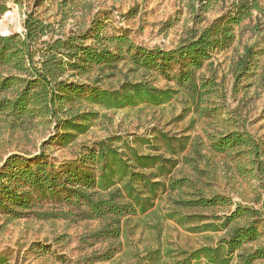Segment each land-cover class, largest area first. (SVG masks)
Here are the masks:
<instances>
[{
    "label": "trees",
    "instance_id": "1",
    "mask_svg": "<svg viewBox=\"0 0 264 264\" xmlns=\"http://www.w3.org/2000/svg\"><path fill=\"white\" fill-rule=\"evenodd\" d=\"M50 0H30L31 10L23 22L24 33L0 36V116L11 131L51 128L49 140L67 147L86 134L99 119V111L158 108L180 93L201 105L217 90L212 79L200 76L212 55L228 49L235 39L234 28L254 13L264 16L257 0H232L227 11L202 29H189L171 50L135 45L126 34L108 35L93 21L85 30L57 33L53 24L40 20L34 9ZM63 7L79 0H61ZM22 8L25 0H0V17L7 4ZM218 0H184L193 26L205 20ZM6 13L5 15H7ZM18 27V26H17ZM19 28V27H18ZM2 33V32H1ZM257 53L253 47L235 66V79L249 70ZM123 74L115 86L112 79ZM157 77L173 82L175 88H159ZM108 81L109 87H104ZM119 138L83 146L75 158L56 162L43 153L10 155L0 166V214L9 220L30 215L38 205L75 208L85 218L100 222L91 236L95 241L118 240L124 222L143 216L166 190L178 211L166 219L179 225L194 223L197 232H223L214 246L182 253V260L163 264H260L264 261V211L237 205L219 224H201L202 219L183 222L180 210H209L231 205L224 196L202 193L183 197L192 183L187 178L165 183L176 160L158 154H139ZM214 155L236 161L239 175L264 182V141L247 132L230 131L208 140ZM145 144L143 140H136ZM170 149L173 144L164 142ZM184 151L185 144H182ZM154 151H157L155 149ZM180 151V152H181ZM174 155V154H173ZM151 264H161L159 252ZM109 260L110 258H105ZM0 264H6L0 257Z\"/></svg>",
    "mask_w": 264,
    "mask_h": 264
},
{
    "label": "rangeland",
    "instance_id": "2",
    "mask_svg": "<svg viewBox=\"0 0 264 264\" xmlns=\"http://www.w3.org/2000/svg\"><path fill=\"white\" fill-rule=\"evenodd\" d=\"M231 1L218 0L197 26H193L184 0H79L67 7H63L61 0H50L34 11L40 20L53 24L57 33L82 31L97 21L108 35L126 34L137 46L171 50L189 29L198 31L224 14ZM257 1L264 10V0ZM31 6L30 0H25L22 8L8 3V14L0 17V32L8 30L22 36L23 22ZM234 34L231 46L213 54L199 73L217 84L215 93L201 105L192 104L186 94L180 93L158 108L102 110L89 131L67 147L49 140L51 128L11 131L0 116V166L13 154L43 153L50 160L67 161L75 158L83 146L114 137L120 139L117 146L127 143L139 154H160L176 160L175 168L164 181L167 184L187 178L192 187L184 189L183 197L202 193L230 200L231 205L226 207L180 210L183 222L202 219L201 224H219L218 219L237 205L264 211V182L239 175L232 157L214 155L208 149L210 137L230 131L247 132L264 141V16L254 13L234 28ZM248 47H253L257 55L250 70L237 80L235 66ZM125 73L123 70L113 78L111 86ZM154 84L175 88L173 82L161 77ZM109 86L104 81V87ZM139 139L145 144L136 142ZM165 141L174 147L169 149ZM176 196L177 192L166 190L147 214L128 218L115 241H95L91 235L100 228V222L84 219L81 212L71 207L42 204L33 208L28 217L18 220L0 214V257L6 264H151V254L158 251L163 264L182 260V253L214 246L223 232H197L194 223L179 225L166 219L167 214L179 210L170 199ZM261 244L264 245V239Z\"/></svg>",
    "mask_w": 264,
    "mask_h": 264
},
{
    "label": "water",
    "instance_id": "3",
    "mask_svg": "<svg viewBox=\"0 0 264 264\" xmlns=\"http://www.w3.org/2000/svg\"><path fill=\"white\" fill-rule=\"evenodd\" d=\"M12 34H11V32L10 31H8V30H6L5 32H0V36L1 37H8V36H11Z\"/></svg>",
    "mask_w": 264,
    "mask_h": 264
}]
</instances>
